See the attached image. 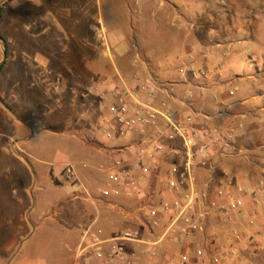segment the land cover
Instances as JSON below:
<instances>
[{"label":"crops","instance_id":"1","mask_svg":"<svg viewBox=\"0 0 264 264\" xmlns=\"http://www.w3.org/2000/svg\"><path fill=\"white\" fill-rule=\"evenodd\" d=\"M2 1L0 166L12 171L17 163L27 179L0 177V264H77L88 230L103 240L122 230L150 243L162 235L169 218L159 216L153 225L139 209L146 203L159 208L191 191L190 183L178 192L167 186L168 171L184 166L186 152L180 138L162 139L164 155L139 159V145L152 149L138 133L123 141L102 136L101 119L114 118L126 86L172 84L171 94L158 90L157 109L166 101L178 119L193 117L199 129L218 128L244 151L225 157L214 149L213 170L197 160L195 188L209 184L213 199L223 189L222 204L237 186L256 190L264 181V0H54L55 10L40 16L46 0ZM19 4L25 17H33L25 31ZM241 66L243 76L236 74ZM181 69L206 70L211 79L200 89ZM243 82L253 89L239 94L235 86ZM164 123L158 117L157 126ZM45 131L57 139L44 146L48 139L38 138ZM155 132L148 126L146 135ZM66 164L75 167L94 200L83 197L79 184L63 181ZM124 168L132 173L131 188L110 178ZM234 230L244 236L235 244L237 262L264 264V222L250 196L242 216L212 210L204 232L158 245L160 258L152 263L172 251L194 258L197 247L210 255L217 244L232 245ZM125 247L129 258L146 259L148 246Z\"/></svg>","mask_w":264,"mask_h":264},{"label":"built area","instance_id":"2","mask_svg":"<svg viewBox=\"0 0 264 264\" xmlns=\"http://www.w3.org/2000/svg\"><path fill=\"white\" fill-rule=\"evenodd\" d=\"M188 74L190 80L200 89L204 88L211 79V73L206 70H180L182 77L185 78ZM152 84L143 83L137 89L124 87L118 99L114 118L112 119L108 115L102 117L99 132L108 140L117 138L121 141L126 140L133 133H138L142 137L141 143L148 145L152 151L148 152V148L139 145L136 148V156L141 159L143 155L147 154L151 160H154L157 154L164 155L165 148L161 143L162 139L174 141L180 138L187 160L182 168L177 164L170 168L167 174V186L174 192H178L179 187L185 183H190L193 188L181 199L164 202L159 208L150 203L140 207V211L146 210L148 212L153 225H156L159 216L169 218L164 232L156 242L145 241L138 233L131 230H122L111 240H103L97 233L88 230L83 236L84 241L81 247L78 249L77 264H87L93 258L98 261V264H239L235 244L241 243L244 236L238 230H234L232 233L233 243L231 246L226 247L217 244L210 255L205 249L197 247L194 258L188 253L172 251L167 254L162 263H152L153 260L156 261L160 258V252L156 248L158 245L166 241L170 243L177 239L183 240L186 237L204 232L212 210L219 209L228 216H242L246 196L252 198L254 213L258 214L264 222V204L261 202V195H264V181L257 184L258 189L256 190H245L243 187L237 186L234 195L229 193L227 202L222 204L219 199L226 198L223 189L217 190L216 198L213 199L209 184L204 189L194 187L196 182L194 167L197 160H201L202 166L213 170L214 165L210 159L214 149H217L225 157L240 156L244 154V151L232 141L229 135L218 128L199 129L196 127L193 117L178 119L166 101L161 102L160 109H157L154 104L158 90L171 94L173 85L157 81L152 82ZM140 92L145 95L142 100L139 96ZM229 94L233 96L234 91H230ZM158 117L164 119L163 127L157 126ZM148 126L156 127L155 135L152 138H148L146 135ZM204 140L206 141L204 142ZM61 174L64 182L81 186L83 197L89 200L95 199L81 182L72 164H66ZM110 176L116 185L124 183L127 188H131L135 184L132 173L127 168L121 169L119 172H112ZM113 192L119 194V189H115ZM250 223L253 224L254 220H251ZM127 242L148 246L149 248L143 252L146 259L129 258L125 247Z\"/></svg>","mask_w":264,"mask_h":264},{"label":"rangeland","instance_id":"3","mask_svg":"<svg viewBox=\"0 0 264 264\" xmlns=\"http://www.w3.org/2000/svg\"><path fill=\"white\" fill-rule=\"evenodd\" d=\"M23 1L28 2V0H21L22 3H23ZM2 3H3V1L0 0V5ZM55 5H56V3H55L54 0H46L45 1V5L43 7H41V9H38V15L40 16L43 13V11L46 12L48 8L51 9L52 11H54L55 9H52V7H54ZM28 6H30V4H28ZM28 6L26 8H28ZM17 8H18L17 18L22 20L23 31H25V30H27V28H26L27 25L26 24L30 23L31 20H32L31 18H33V17L27 18V17L24 16V12H23L24 8H23L22 4H19ZM35 14H36L35 12H32V16H35ZM7 17L9 18V17H12V16H9L7 14ZM24 36H25V34H24ZM244 71H245L244 70V66H241L240 68L238 67L236 69V74L239 75V76H243ZM261 80L263 81L262 83H264V79H261ZM235 87H237V89L239 90V92H238L239 94L247 93L248 89L249 90L253 89L252 83H249V82H243L241 84L236 85ZM9 111L10 112H14L15 111L14 107H9ZM56 132H58V131H56ZM245 133H248V130H246ZM45 139H48L47 141H49V144H43L44 146L45 145H50L53 142V140H55L57 138L52 136V135H50L49 132L45 131V132H42L40 134V136L38 138V142H41L42 140H45ZM13 175L17 176L18 178L21 177L22 179H27L26 171L20 172L19 165L17 163H15V165H13L12 171L7 169V168H3V167L0 166V177L1 178H8V177H11Z\"/></svg>","mask_w":264,"mask_h":264},{"label":"trees","instance_id":"4","mask_svg":"<svg viewBox=\"0 0 264 264\" xmlns=\"http://www.w3.org/2000/svg\"><path fill=\"white\" fill-rule=\"evenodd\" d=\"M1 17H2V6H0V19H1ZM0 39L3 40V37H2V35H1V33H0ZM4 64H5V63H3V64L0 65V69L3 68Z\"/></svg>","mask_w":264,"mask_h":264}]
</instances>
